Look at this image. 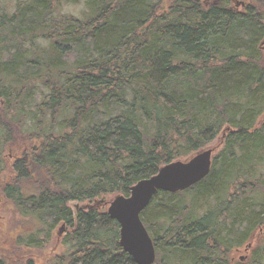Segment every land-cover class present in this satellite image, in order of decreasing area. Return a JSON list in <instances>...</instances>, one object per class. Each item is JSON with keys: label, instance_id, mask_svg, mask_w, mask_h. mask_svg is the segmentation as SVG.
I'll return each instance as SVG.
<instances>
[{"label": "trees", "instance_id": "16d2710c", "mask_svg": "<svg viewBox=\"0 0 264 264\" xmlns=\"http://www.w3.org/2000/svg\"><path fill=\"white\" fill-rule=\"evenodd\" d=\"M229 2L0 0V176L15 136L22 150L1 190L29 223L15 244L64 225L63 264H135L106 211L70 203L128 197L226 131L208 176L140 219L154 264H264V0Z\"/></svg>", "mask_w": 264, "mask_h": 264}, {"label": "water", "instance_id": "95a60500", "mask_svg": "<svg viewBox=\"0 0 264 264\" xmlns=\"http://www.w3.org/2000/svg\"><path fill=\"white\" fill-rule=\"evenodd\" d=\"M213 153V149H206L197 152L186 162H171L161 167L155 175L138 181L130 188L128 197L117 196L109 203L106 213L119 226V245L135 264H154L156 259L153 241L140 214L158 192L175 194L206 178Z\"/></svg>", "mask_w": 264, "mask_h": 264}, {"label": "rangeland", "instance_id": "374dc122", "mask_svg": "<svg viewBox=\"0 0 264 264\" xmlns=\"http://www.w3.org/2000/svg\"><path fill=\"white\" fill-rule=\"evenodd\" d=\"M246 1L247 0H231V4L234 8L239 10L243 9L241 8L242 4H244ZM13 4L14 2L11 1L10 5L12 6ZM78 9L79 8L76 6L65 5L63 10L64 13L79 15L80 13ZM259 47L264 53V37L260 41ZM45 120L47 121V119ZM222 133L223 132L217 135L215 140L209 143L201 151L213 149V157L216 156L222 146ZM18 141V136H15V138L7 145L5 150L7 169L0 176V257L3 258L5 262L4 264H63V259L61 257L64 253L62 241L68 232L67 227H64V225H62L61 228H57L55 230L53 240L41 249H30L21 245H17L14 242L16 235L21 233L23 229L27 228L29 223L18 216L12 204L3 196L1 187L12 175L9 170V167L13 161L12 158H15L18 154L22 155V150L17 154L14 153L15 149L20 147ZM190 158H183L180 161L186 162ZM117 196L120 195H102L91 202L70 203V207L72 209H74V207H84L87 210L95 207L98 210L106 211L109 207V203ZM257 235L258 232L253 236V238H256L255 240L253 239L252 245L259 241V236ZM250 247L251 244L248 246L245 244L241 248H238V250L233 251L230 256L232 262H245L251 250Z\"/></svg>", "mask_w": 264, "mask_h": 264}, {"label": "flooded vegetation", "instance_id": "af4514ba", "mask_svg": "<svg viewBox=\"0 0 264 264\" xmlns=\"http://www.w3.org/2000/svg\"><path fill=\"white\" fill-rule=\"evenodd\" d=\"M229 4H230V6L229 7H231L232 6V4H231V0H230V2H229ZM232 8V7H231ZM242 8V7H241ZM242 10H244V9H242ZM225 133H226V131H223V135H222V143H223V141H224V137H225ZM214 158V157H213ZM213 158H212V160H213ZM211 163H212V161H211Z\"/></svg>", "mask_w": 264, "mask_h": 264}, {"label": "bare ground", "instance_id": "6f19581e", "mask_svg": "<svg viewBox=\"0 0 264 264\" xmlns=\"http://www.w3.org/2000/svg\"><path fill=\"white\" fill-rule=\"evenodd\" d=\"M205 179V178H204ZM182 192V191H181ZM159 193V192H158ZM166 193V192H165ZM170 194V193H169ZM71 206V205H70Z\"/></svg>", "mask_w": 264, "mask_h": 264}]
</instances>
